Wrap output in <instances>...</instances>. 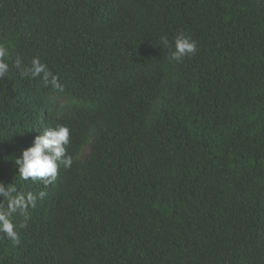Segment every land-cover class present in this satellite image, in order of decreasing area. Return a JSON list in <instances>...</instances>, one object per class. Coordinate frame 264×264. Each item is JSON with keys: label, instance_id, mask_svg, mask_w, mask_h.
<instances>
[{"label": "trees", "instance_id": "obj_1", "mask_svg": "<svg viewBox=\"0 0 264 264\" xmlns=\"http://www.w3.org/2000/svg\"><path fill=\"white\" fill-rule=\"evenodd\" d=\"M0 45V183L37 197L0 264H264V0H0ZM57 125L72 165L23 180Z\"/></svg>", "mask_w": 264, "mask_h": 264}, {"label": "clouds", "instance_id": "obj_2", "mask_svg": "<svg viewBox=\"0 0 264 264\" xmlns=\"http://www.w3.org/2000/svg\"><path fill=\"white\" fill-rule=\"evenodd\" d=\"M163 43L168 44L167 38L163 39ZM196 51V41L180 33L174 39V50L171 51L169 59L180 62L185 57L195 54ZM8 55V49L4 45H0V77L9 71L10 66L5 59ZM15 63L19 65L20 61L17 60ZM31 70L33 76L43 74V79L50 80L54 89L61 88L58 78L38 58L32 59ZM20 74L27 76L25 72H20ZM68 143L69 129L63 125H57L38 135L33 145L22 151V159L20 157L15 159L19 176L25 181L29 179L43 180L46 185L55 181L58 174V161L61 157H63L62 164L65 168L72 165V158L66 155L65 145ZM44 196V192L39 193L40 198ZM0 198L3 200V203H0V233H3L13 244H18L19 235L12 218L19 213L25 215V220H27V210L29 206L35 207L37 197L32 193L25 195L18 192L14 184L5 186L4 183H0Z\"/></svg>", "mask_w": 264, "mask_h": 264}, {"label": "rangeland", "instance_id": "obj_3", "mask_svg": "<svg viewBox=\"0 0 264 264\" xmlns=\"http://www.w3.org/2000/svg\"><path fill=\"white\" fill-rule=\"evenodd\" d=\"M87 153H88V150H87V149H86V150H84V154H83V156H82V157H85Z\"/></svg>", "mask_w": 264, "mask_h": 264}]
</instances>
